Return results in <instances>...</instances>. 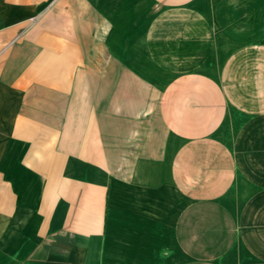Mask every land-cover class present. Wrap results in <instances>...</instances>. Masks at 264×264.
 I'll return each instance as SVG.
<instances>
[{
    "label": "crops",
    "instance_id": "obj_1",
    "mask_svg": "<svg viewBox=\"0 0 264 264\" xmlns=\"http://www.w3.org/2000/svg\"><path fill=\"white\" fill-rule=\"evenodd\" d=\"M264 264V0H0V264Z\"/></svg>",
    "mask_w": 264,
    "mask_h": 264
},
{
    "label": "rangeland",
    "instance_id": "obj_2",
    "mask_svg": "<svg viewBox=\"0 0 264 264\" xmlns=\"http://www.w3.org/2000/svg\"><path fill=\"white\" fill-rule=\"evenodd\" d=\"M155 264H173V255L170 256L168 260H163V261L155 262Z\"/></svg>",
    "mask_w": 264,
    "mask_h": 264
}]
</instances>
